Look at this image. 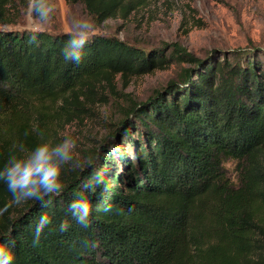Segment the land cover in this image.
<instances>
[{
    "label": "trees",
    "instance_id": "1",
    "mask_svg": "<svg viewBox=\"0 0 264 264\" xmlns=\"http://www.w3.org/2000/svg\"><path fill=\"white\" fill-rule=\"evenodd\" d=\"M68 1L82 2L98 22L144 2ZM10 2L0 0L2 25L11 22ZM65 33L42 30L32 43L28 29L0 27V166L13 145L51 141V123L71 122L107 101L99 91L117 76L142 77L175 61L189 66L145 101L131 100L83 164L63 166L64 192L48 209L56 220L38 245L34 227L43 209L35 201L15 204L0 182V209L7 205L0 245L12 248L13 264H264V59L206 61L177 42L143 48L95 33L74 64L61 56ZM99 171L113 212H94L85 230L67 204ZM61 219L71 225L65 232Z\"/></svg>",
    "mask_w": 264,
    "mask_h": 264
},
{
    "label": "rangeland",
    "instance_id": "2",
    "mask_svg": "<svg viewBox=\"0 0 264 264\" xmlns=\"http://www.w3.org/2000/svg\"><path fill=\"white\" fill-rule=\"evenodd\" d=\"M27 3L28 0H11L5 13L11 22L0 27L29 29ZM55 3L53 18L43 29L48 32H67L74 17L91 16L94 33L114 36L143 48L177 42L190 55L206 61L210 56L222 60L224 55L234 59L238 54L250 57L256 54L258 59H264V0H144L127 16L119 11L116 17L103 22L89 14L82 2L55 0ZM254 47L256 51L246 52ZM245 58L246 55L243 61ZM186 66L189 63L175 61L166 69L142 77L124 80L117 76L112 87L106 85L105 91H99L106 95L107 101L97 103L89 113L71 122L63 119L51 123L53 145L65 135L77 139L73 160L66 165L83 164L90 150L116 127L131 100L145 101L170 80H177ZM227 168L231 173L233 164L228 163Z\"/></svg>",
    "mask_w": 264,
    "mask_h": 264
},
{
    "label": "clouds",
    "instance_id": "3",
    "mask_svg": "<svg viewBox=\"0 0 264 264\" xmlns=\"http://www.w3.org/2000/svg\"><path fill=\"white\" fill-rule=\"evenodd\" d=\"M56 7L55 0H28L25 15L31 25L28 29L31 33L30 42H39L37 38L51 22ZM94 29L95 22L91 16L72 19L69 30L65 33L68 39L61 48L64 61L74 64L82 61L83 49L95 34ZM76 149L77 139L72 135H65L61 142L55 145L51 141H43L31 149L21 143L19 147L13 145V150L0 166V182L6 185L14 203L20 205L27 201H35L43 209L35 222L34 245L40 243L42 233L56 220L55 215H50L48 209L54 208L55 198L64 192L61 180L63 166L73 160ZM112 151L115 152L116 149ZM101 185H104L102 189ZM109 187L103 171H99L94 177H89L81 189L73 194L67 209L75 223L82 229L91 227L94 212H113V204L104 198V193ZM6 211L7 205L0 209V215ZM121 211L122 209L116 208L117 213ZM70 226L68 221L61 219L59 230L65 232ZM11 244L14 247L15 242L12 241ZM13 261L12 248L0 245V264H13Z\"/></svg>",
    "mask_w": 264,
    "mask_h": 264
},
{
    "label": "water",
    "instance_id": "4",
    "mask_svg": "<svg viewBox=\"0 0 264 264\" xmlns=\"http://www.w3.org/2000/svg\"><path fill=\"white\" fill-rule=\"evenodd\" d=\"M107 137V136H106ZM105 140H103L102 142H104Z\"/></svg>",
    "mask_w": 264,
    "mask_h": 264
}]
</instances>
